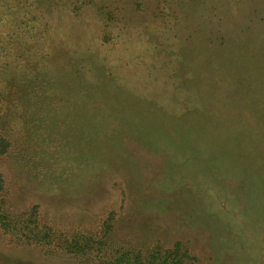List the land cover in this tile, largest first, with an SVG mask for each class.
Masks as SVG:
<instances>
[{
    "label": "rangeland",
    "instance_id": "374dc122",
    "mask_svg": "<svg viewBox=\"0 0 264 264\" xmlns=\"http://www.w3.org/2000/svg\"><path fill=\"white\" fill-rule=\"evenodd\" d=\"M3 1L37 60L0 156L13 215L54 233L108 220L115 243L264 264V0H103L113 21ZM0 264L87 261L0 228Z\"/></svg>",
    "mask_w": 264,
    "mask_h": 264
},
{
    "label": "trees",
    "instance_id": "16d2710c",
    "mask_svg": "<svg viewBox=\"0 0 264 264\" xmlns=\"http://www.w3.org/2000/svg\"><path fill=\"white\" fill-rule=\"evenodd\" d=\"M103 0H49V4L62 7L69 12L77 13L83 6H95L107 21H113L114 15L110 9L101 4ZM22 2H28L23 0ZM35 3V0L28 4ZM137 5V4H136ZM3 6V7H2ZM0 156L15 148L14 115L12 109L19 100L31 99L37 83L31 79L30 88L26 71L32 68L37 60L25 54L20 47L17 50L15 36L30 38L31 29L26 19H20L17 24L7 25L6 20L11 14V6L0 0ZM25 6L20 5V8ZM111 38L108 31L102 32L99 39L107 42ZM19 51V52H18ZM40 65H43V54ZM32 55V54H31ZM23 59L25 61H23ZM20 69V75L17 70ZM41 80V75L39 76ZM42 88H39L41 91ZM18 134V133H16ZM0 228L13 235L22 236L26 242L50 243L74 255L82 256L87 264H196L197 255L191 252L180 240H174L169 245L153 242L147 246L115 243L110 238V221L105 220L96 230L51 232L48 228H40L33 219L13 215L7 204L4 177L0 171Z\"/></svg>",
    "mask_w": 264,
    "mask_h": 264
}]
</instances>
